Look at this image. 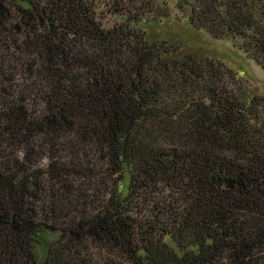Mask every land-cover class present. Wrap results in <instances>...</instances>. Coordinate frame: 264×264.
<instances>
[{
	"label": "trees",
	"instance_id": "trees-1",
	"mask_svg": "<svg viewBox=\"0 0 264 264\" xmlns=\"http://www.w3.org/2000/svg\"><path fill=\"white\" fill-rule=\"evenodd\" d=\"M154 3L0 0V264H264V99ZM176 5L264 70V0Z\"/></svg>",
	"mask_w": 264,
	"mask_h": 264
},
{
	"label": "rangeland",
	"instance_id": "rangeland-1",
	"mask_svg": "<svg viewBox=\"0 0 264 264\" xmlns=\"http://www.w3.org/2000/svg\"><path fill=\"white\" fill-rule=\"evenodd\" d=\"M155 14L166 5L169 16L146 19L137 27L146 32L150 41H166L177 48L178 53L195 58L209 59L222 63L227 69L238 74L243 84L253 94L264 99V70L231 39H218L202 29L194 28L189 19L177 9L178 0H154ZM104 17V16H103ZM104 25L111 27L121 21L120 18L107 15Z\"/></svg>",
	"mask_w": 264,
	"mask_h": 264
}]
</instances>
